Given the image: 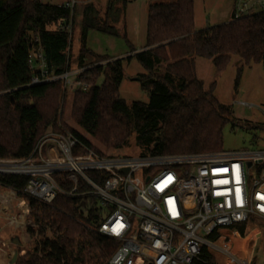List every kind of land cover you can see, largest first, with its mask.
I'll list each match as a JSON object with an SVG mask.
<instances>
[{"label":"trees","instance_id":"trees-1","mask_svg":"<svg viewBox=\"0 0 264 264\" xmlns=\"http://www.w3.org/2000/svg\"><path fill=\"white\" fill-rule=\"evenodd\" d=\"M74 12L43 0H0V160L30 157L48 129L59 131L61 125L84 147L107 154L62 122L61 81L31 85L40 74L35 67L40 51L50 73L60 75L71 68L72 36L61 25L73 24ZM121 13L114 0L107 3L103 17L93 4L83 9L77 66L86 70L77 79L90 89L75 90L77 125L106 150H120L136 136L141 154L222 151L225 127L242 125L232 107L217 99L214 84L206 88L198 78L196 59H210L217 71H224L238 57L243 65L237 70L236 86L243 66L261 64L264 69V12L196 30L194 0L154 3L148 9L147 43L141 51L111 59L87 49L90 30L117 35L114 25ZM89 58L108 62L91 67L86 64ZM133 58L147 71L140 83L148 102L120 98L124 61ZM26 183L24 176H0L6 187L20 190ZM93 201L63 195L50 205L29 200L31 217L39 225L31 234L37 239L33 250L18 251L15 264H105L118 243L89 228ZM245 237V226H240L234 236L217 230L210 239L243 260ZM205 253L215 264H238L222 253Z\"/></svg>","mask_w":264,"mask_h":264},{"label":"built area","instance_id":"built-area-1","mask_svg":"<svg viewBox=\"0 0 264 264\" xmlns=\"http://www.w3.org/2000/svg\"><path fill=\"white\" fill-rule=\"evenodd\" d=\"M76 4V0L58 3L72 13ZM261 11L264 0H236L232 17ZM72 27V23L61 25L70 33ZM35 60L40 74L31 85L61 81L67 88L90 89L77 79L86 68L71 65L57 75L48 71L41 51ZM4 175L24 176L27 183L20 190L0 184L9 194L0 202V227L4 219L14 230L29 226L37 232L39 225L28 218L29 200L50 205L58 195L93 199L89 228L118 243L105 264H215L206 250L223 252L243 264L210 239L217 230L234 236L240 226H245V240L254 233L250 228L256 229L264 257V148L101 155L84 147L72 132L49 128L30 157L0 160V176ZM12 200L15 210L9 206Z\"/></svg>","mask_w":264,"mask_h":264},{"label":"rangeland","instance_id":"rangeland-1","mask_svg":"<svg viewBox=\"0 0 264 264\" xmlns=\"http://www.w3.org/2000/svg\"><path fill=\"white\" fill-rule=\"evenodd\" d=\"M44 2L59 3L61 0H43ZM75 20L71 31V60L72 67L77 69V59L81 49V22L82 12L87 4H93L103 17L109 0H76ZM117 8L122 10L118 23H115L117 35H110L96 30H90L86 40L87 49L99 56H107L111 59L126 58L133 54V51H141L147 43V23L148 9L154 3L174 2L176 0H114ZM236 0H194L195 3V28L200 30L207 26L223 24L228 21V16L234 10ZM255 3L257 0H246ZM125 4V8L123 9ZM257 7V4H255ZM86 64L91 67L105 66L108 60L89 58ZM197 76L205 84V87L215 86L217 99L225 105L232 107L234 117L242 126L232 127L227 125L223 131L222 151H248L260 150L264 148V69L261 64L243 66L238 86L236 79L238 69L243 62L234 57L224 71H217L212 60L197 58ZM144 67L133 58L124 61V79L120 86V98L128 103L134 101L148 102L149 95L142 89L140 76L146 74ZM102 78L99 84L102 82ZM75 88V89H74ZM75 86L62 89V122L69 129L81 133L89 139L91 143L102 152L121 155L136 156L141 153L136 144V136L130 139L129 144L120 150H106L96 139L88 135L76 123L74 117ZM248 126V127H247ZM250 127V128H249ZM255 127H258L257 129ZM62 129L67 130L61 125ZM0 185V202L9 196ZM6 192V193H4ZM4 193V194H3ZM23 200V198L21 199ZM11 202H14L11 204ZM9 206L14 209L16 202L11 201ZM15 212V211H12ZM28 218L33 219L30 216ZM10 229V228H8ZM254 233H250L249 238L243 245V264H264V257L260 247V242L256 240L255 228H250ZM11 230V229H10ZM29 226L24 229L13 231V238L7 247H11L9 262L14 254L19 250H33L36 236L31 234ZM13 239V240H14ZM216 253L223 252L215 251ZM15 264V263H13Z\"/></svg>","mask_w":264,"mask_h":264},{"label":"crops","instance_id":"crops-1","mask_svg":"<svg viewBox=\"0 0 264 264\" xmlns=\"http://www.w3.org/2000/svg\"><path fill=\"white\" fill-rule=\"evenodd\" d=\"M232 15H233V12L231 14H229V16L227 18L228 21L231 19ZM196 69H197V65H196ZM4 189L6 190V188H4ZM6 192L8 193V191H6ZM6 192H4V193H6ZM13 203L14 202H11V204H13ZM12 210H15V207ZM8 228H10V227H8L6 225L5 220L3 219L1 221V227H0V264H8L9 263V259H8L9 256L8 255H9V253H11V247H9V246L7 247V245H10L11 242L16 241L13 238V231H16V230H14L12 228H10L11 229L10 230Z\"/></svg>","mask_w":264,"mask_h":264},{"label":"water","instance_id":"water-1","mask_svg":"<svg viewBox=\"0 0 264 264\" xmlns=\"http://www.w3.org/2000/svg\"><path fill=\"white\" fill-rule=\"evenodd\" d=\"M17 257H18V253L16 252V253L14 254V256H13V259L10 261V264L15 263L16 260H17Z\"/></svg>","mask_w":264,"mask_h":264}]
</instances>
